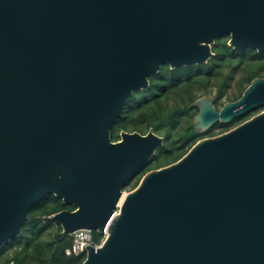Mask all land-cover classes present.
Wrapping results in <instances>:
<instances>
[{"label": "water", "instance_id": "water-1", "mask_svg": "<svg viewBox=\"0 0 264 264\" xmlns=\"http://www.w3.org/2000/svg\"><path fill=\"white\" fill-rule=\"evenodd\" d=\"M221 35L264 52V0H0V246L54 194L63 233L107 225L79 264H264V110L128 191L163 139H110L151 73L206 62ZM213 100L192 102L195 131L264 105V77Z\"/></svg>", "mask_w": 264, "mask_h": 264}, {"label": "trees", "instance_id": "trees-1", "mask_svg": "<svg viewBox=\"0 0 264 264\" xmlns=\"http://www.w3.org/2000/svg\"><path fill=\"white\" fill-rule=\"evenodd\" d=\"M228 39L229 35L215 38L211 45L213 55L206 62L173 68L162 64L148 76L147 86L132 92L121 116L110 128V139L118 140L121 131L144 134L151 130L163 141L145 166L126 181L124 190L135 188L146 172L178 160L197 140L212 135L216 125L228 129L263 108L257 106L230 122H218L202 133L194 130L191 119L197 108L191 103L204 94L202 90L215 88L217 102L237 73L234 90L226 97L233 100L254 77H264V52L250 47L234 48L228 45ZM63 209L70 210L73 206L63 203L54 194H47L33 204L20 232L0 246V264L81 263L85 252L68 255L66 249L71 246L72 237L63 233L59 224L54 227L50 218ZM92 236L95 241L100 238L96 230H92Z\"/></svg>", "mask_w": 264, "mask_h": 264}, {"label": "built area", "instance_id": "built-area-1", "mask_svg": "<svg viewBox=\"0 0 264 264\" xmlns=\"http://www.w3.org/2000/svg\"><path fill=\"white\" fill-rule=\"evenodd\" d=\"M51 218V215H50ZM52 223L54 227H57L58 223L53 219ZM97 234L100 236L98 241H95L92 236V230L88 229H77L72 233H67L72 237V244L66 249V253L70 254H80L85 252L86 246L91 244L93 246H99L107 235V225L102 231L96 230Z\"/></svg>", "mask_w": 264, "mask_h": 264}, {"label": "flooded vegetation", "instance_id": "flooded-vegetation-1", "mask_svg": "<svg viewBox=\"0 0 264 264\" xmlns=\"http://www.w3.org/2000/svg\"><path fill=\"white\" fill-rule=\"evenodd\" d=\"M243 92V91H242ZM204 94H211V93H204ZM242 94V93H241ZM241 94L239 95V97L241 96ZM203 95V94H202ZM213 96H214V94H212ZM201 96V95H200ZM239 97H237L236 99H238ZM236 99H233V100H226V101H234V100H236ZM225 101H223V102H221V103H218V101L216 102L215 101V97H214V100H213V104H214V106L217 108V109H220L221 107H222V105H223V103H224ZM192 104V103H191ZM258 106H263V108L260 110V111H262V110H264V105H258ZM257 107V106H256ZM197 108V107H196ZM255 108V107H254ZM254 108H252V109H254ZM252 109H250V110H252ZM249 111V110H248ZM259 111V112H260ZM197 112H198V108H197V111H196V113L195 114H197ZM246 113V112H245ZM256 113H258V112H256ZM256 113H254L253 115H255ZM194 114V115H195ZM244 114V113H243ZM194 115L192 116V119H193V117H194ZM242 115V114H241ZM253 115H251V116H253ZM240 116V115H239ZM250 116V117H251ZM237 117V116H236ZM249 117V118H250ZM235 117H233L232 119H234ZM192 119H191V123H192ZM231 119V120H232ZM248 119V118H247ZM247 119H245V120H247ZM231 120H229L228 122H230ZM245 120H242V121H240V122H238V123H235V124H232L228 129H222L221 128V126H215V127H218V129L217 130H214V128L212 129L213 131V134L212 135H209V136H206V137H210V136H215V135H218V134H221V133H223V132H226V131H228V130H230V129H232V128H234L235 126H237L238 124H240V123H242V122H244ZM219 121H217V122H215L214 124H216V123H218ZM220 123H226V122H220ZM214 124H212L209 128H211ZM193 125V124H192ZM193 128H194V126H193ZM208 128V129H209ZM207 129V130H208ZM207 130H205V131H207ZM205 131H203V132H205ZM197 132V131H196ZM200 133H202V132H200ZM204 138V137H203Z\"/></svg>", "mask_w": 264, "mask_h": 264}, {"label": "rangeland", "instance_id": "rangeland-1", "mask_svg": "<svg viewBox=\"0 0 264 264\" xmlns=\"http://www.w3.org/2000/svg\"><path fill=\"white\" fill-rule=\"evenodd\" d=\"M237 78V73H236V75H235V78L232 80V82H231V85L227 88V90L225 91V93H224V95H222L221 97H220V99L218 100V103H221V102H223V101H225L226 100V97L227 96H230L231 94H232V92H233V90H234V86H235V79ZM211 93V94H214L215 92H216V90H215V88H211V89H209V90H207V91H204V90H202L201 91V93ZM218 129V127H215L214 128V130H217ZM124 191H128V190H124Z\"/></svg>", "mask_w": 264, "mask_h": 264}, {"label": "bare ground", "instance_id": "bare-ground-1", "mask_svg": "<svg viewBox=\"0 0 264 264\" xmlns=\"http://www.w3.org/2000/svg\"><path fill=\"white\" fill-rule=\"evenodd\" d=\"M123 197H121L120 201L122 200Z\"/></svg>", "mask_w": 264, "mask_h": 264}]
</instances>
